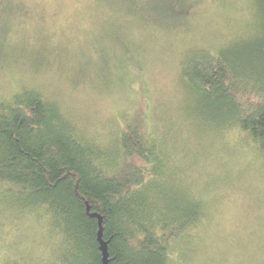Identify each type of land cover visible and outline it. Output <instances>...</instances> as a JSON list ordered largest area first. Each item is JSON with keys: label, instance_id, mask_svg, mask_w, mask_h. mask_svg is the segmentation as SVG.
<instances>
[{"label": "rangeland", "instance_id": "obj_1", "mask_svg": "<svg viewBox=\"0 0 264 264\" xmlns=\"http://www.w3.org/2000/svg\"><path fill=\"white\" fill-rule=\"evenodd\" d=\"M200 50L262 94L264 1L0 0V101L40 92L108 166L120 116L141 113L170 171L208 201L206 249L188 264H264V156L185 71ZM13 192L0 182V264L50 263L48 217Z\"/></svg>", "mask_w": 264, "mask_h": 264}, {"label": "trees", "instance_id": "obj_2", "mask_svg": "<svg viewBox=\"0 0 264 264\" xmlns=\"http://www.w3.org/2000/svg\"><path fill=\"white\" fill-rule=\"evenodd\" d=\"M185 71L211 101L225 103L264 156V91H238L211 50H200ZM62 116L32 89L0 101V182L48 217L56 238L48 264H104L102 242L108 264H188L206 249L208 201L170 171L141 113L120 116L109 166Z\"/></svg>", "mask_w": 264, "mask_h": 264}, {"label": "water", "instance_id": "obj_3", "mask_svg": "<svg viewBox=\"0 0 264 264\" xmlns=\"http://www.w3.org/2000/svg\"><path fill=\"white\" fill-rule=\"evenodd\" d=\"M101 249L103 251V263L104 264H108V252H107V247L106 244L104 242L101 243Z\"/></svg>", "mask_w": 264, "mask_h": 264}]
</instances>
